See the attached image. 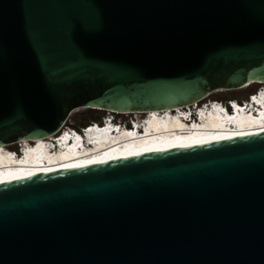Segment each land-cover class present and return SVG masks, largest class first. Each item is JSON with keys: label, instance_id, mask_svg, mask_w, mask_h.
I'll list each match as a JSON object with an SVG mask.
<instances>
[{"label": "water", "instance_id": "95a60500", "mask_svg": "<svg viewBox=\"0 0 264 264\" xmlns=\"http://www.w3.org/2000/svg\"><path fill=\"white\" fill-rule=\"evenodd\" d=\"M253 84L264 0H0V149ZM0 264H264V132L0 183Z\"/></svg>", "mask_w": 264, "mask_h": 264}, {"label": "bare ground", "instance_id": "6f19581e", "mask_svg": "<svg viewBox=\"0 0 264 264\" xmlns=\"http://www.w3.org/2000/svg\"><path fill=\"white\" fill-rule=\"evenodd\" d=\"M250 96H253L252 101L248 103V101H250ZM250 96L248 97L245 109L253 106V104L259 105L258 108H261V111L258 112L259 119L257 120L251 115L246 114L243 109L238 110L235 108L234 117H228L223 115L220 108H216V106L211 108L210 111H207V107H209L208 104V106L204 107L194 104L186 108H178L174 111L141 113L147 114L144 118L146 121H142L143 119L134 121L139 124L142 123L140 126L145 128L148 134V140L128 141L134 134H127L122 131L115 135H111L108 132L109 136L103 138L100 134L95 136L94 129H89L85 132V136L83 133L77 135L72 134L71 137L76 144L71 147H75L76 145L81 147H78L73 152L64 154L53 153V151L47 150V147L48 144L52 145V143H54L56 147V143L53 139L58 138L65 130L58 135L52 136L50 139L18 142L17 145H19L21 150L25 149L26 161L28 160L29 163L17 168L12 167V163L16 162V159L13 158L15 156V151L6 150L7 147L1 148L0 183L54 171L85 167L142 153L189 147L264 132V89ZM205 104L206 103L203 105ZM225 104L227 105V103ZM238 104L242 103L238 102ZM234 106L236 107V105ZM194 107L202 108L200 111L201 125L196 128L194 127L191 129L183 120L174 117V114H184V111L193 110ZM110 115L109 118L115 116V114ZM111 127L113 126H107V128ZM181 129H187L188 131L187 133L181 132V134H179L178 130ZM74 130L78 131V129ZM87 136H92L89 140L92 142L93 146L87 147L83 142ZM78 139H80V141H76ZM37 144L44 147V153L40 158L37 151L32 149ZM113 144H115V146L111 147Z\"/></svg>", "mask_w": 264, "mask_h": 264}, {"label": "rangeland", "instance_id": "374dc122", "mask_svg": "<svg viewBox=\"0 0 264 264\" xmlns=\"http://www.w3.org/2000/svg\"><path fill=\"white\" fill-rule=\"evenodd\" d=\"M262 89H264V85L257 84L251 88L246 87V88L232 90V91L216 92V93L212 94L211 96L207 97L206 99H204L197 106H201L204 103H209L211 101H220V100H222V102H225V103L230 102V101H237L239 103H243V102H246L248 100V97L253 94V93L251 94V91L254 90V92L257 93L258 91H260ZM92 115H96V116L101 117V118L111 116L110 113L102 112V111L95 113L92 109L77 110L76 112H74L70 116L68 123L61 130V132L63 130H66L67 128L79 129L82 126L90 124ZM146 116H147V114H138V113L132 114L131 113V114L115 115L114 117H115L117 122L130 124L132 120L140 121V120L144 119ZM19 148H20L19 145H17V143H16V144L8 146L6 148V150L18 151Z\"/></svg>", "mask_w": 264, "mask_h": 264}, {"label": "trees", "instance_id": "16d2710c", "mask_svg": "<svg viewBox=\"0 0 264 264\" xmlns=\"http://www.w3.org/2000/svg\"><path fill=\"white\" fill-rule=\"evenodd\" d=\"M255 85H257V84H253V85H250L249 87L251 88V87H253V86H255ZM254 94L255 92H254V90L253 91H251V94ZM220 102H222V100H220ZM95 113H98L99 111H96V110H93ZM103 118H105V117H98V116H96V115H92L91 116V123L92 122H95V123H100L101 121H102V119Z\"/></svg>", "mask_w": 264, "mask_h": 264}, {"label": "clouds", "instance_id": "9594fccd", "mask_svg": "<svg viewBox=\"0 0 264 264\" xmlns=\"http://www.w3.org/2000/svg\"><path fill=\"white\" fill-rule=\"evenodd\" d=\"M222 103H224V102H222ZM237 103V102H236ZM233 106H234V104H233ZM112 118H115V117H112Z\"/></svg>", "mask_w": 264, "mask_h": 264}, {"label": "built area", "instance_id": "2783aa9c", "mask_svg": "<svg viewBox=\"0 0 264 264\" xmlns=\"http://www.w3.org/2000/svg\"><path fill=\"white\" fill-rule=\"evenodd\" d=\"M235 102H237V101H235ZM233 104V103H232Z\"/></svg>", "mask_w": 264, "mask_h": 264}]
</instances>
